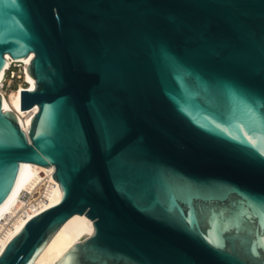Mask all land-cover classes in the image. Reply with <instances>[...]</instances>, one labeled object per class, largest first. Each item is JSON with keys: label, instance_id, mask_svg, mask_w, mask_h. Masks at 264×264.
<instances>
[{"label": "water", "instance_id": "water-1", "mask_svg": "<svg viewBox=\"0 0 264 264\" xmlns=\"http://www.w3.org/2000/svg\"><path fill=\"white\" fill-rule=\"evenodd\" d=\"M32 53L27 129L0 93V205L22 162L63 195L0 264L77 213L94 233L56 264H264V0H0V73Z\"/></svg>", "mask_w": 264, "mask_h": 264}, {"label": "bare ground", "instance_id": "bare-ground-1", "mask_svg": "<svg viewBox=\"0 0 264 264\" xmlns=\"http://www.w3.org/2000/svg\"><path fill=\"white\" fill-rule=\"evenodd\" d=\"M34 54L20 58L30 63ZM11 56L7 54V62L0 73V85L5 78L6 69L10 65ZM26 84H20L8 94L0 90L3 106L14 111L25 129L30 126L33 115L38 111V105L30 109H22V90L34 89L36 82L28 69L24 76ZM23 168L18 183L8 198L0 205V254L9 241L22 229L26 222L43 210L58 203L63 195L59 182L54 177L55 167L44 166L33 162H22ZM30 193L28 199H23V193ZM44 195V199L36 194ZM94 222L86 214H75L70 217L56 232L49 243L34 260L33 264H56L76 242L94 233Z\"/></svg>", "mask_w": 264, "mask_h": 264}, {"label": "built area", "instance_id": "built-area-1", "mask_svg": "<svg viewBox=\"0 0 264 264\" xmlns=\"http://www.w3.org/2000/svg\"><path fill=\"white\" fill-rule=\"evenodd\" d=\"M10 65L6 69L5 78L3 80V83L0 85V88L3 89L6 93L10 92L12 89H16L20 86V84H26L24 81V76L26 74V70L28 69V66L30 63L26 61H22L19 59H14L11 57ZM21 83H19L17 86L15 85V81L20 80ZM30 196L29 192H25L22 195L23 199H28ZM37 197H40L41 199H44V195H40V192L36 194Z\"/></svg>", "mask_w": 264, "mask_h": 264}, {"label": "rangeland", "instance_id": "rangeland-1", "mask_svg": "<svg viewBox=\"0 0 264 264\" xmlns=\"http://www.w3.org/2000/svg\"><path fill=\"white\" fill-rule=\"evenodd\" d=\"M24 81H25V80H24ZM21 82H22L21 79H20V80H17V81H15V83H16L15 85L17 86V85H18L19 83H21ZM0 90H3V89L0 88ZM5 93H6V92H5ZM8 93H9V92H8ZM8 93H6V94H8Z\"/></svg>", "mask_w": 264, "mask_h": 264}]
</instances>
